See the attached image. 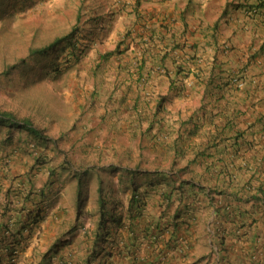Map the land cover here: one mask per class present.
Masks as SVG:
<instances>
[{
    "label": "crops",
    "instance_id": "1",
    "mask_svg": "<svg viewBox=\"0 0 264 264\" xmlns=\"http://www.w3.org/2000/svg\"><path fill=\"white\" fill-rule=\"evenodd\" d=\"M112 4L123 15L113 30L120 34L118 53L101 60V86L113 89L106 110L128 126L119 129L124 134L136 131L139 138L145 129L151 157L176 151L177 166L186 168L169 172L183 180L180 198L169 184L147 189L141 214L132 216L109 264H264V4ZM254 5L257 11L249 12ZM4 188L0 223L15 215L5 210ZM51 211L40 244L69 246L55 251L52 264H85L79 230H58ZM5 237L0 228L3 244ZM20 237L23 255L24 231Z\"/></svg>",
    "mask_w": 264,
    "mask_h": 264
},
{
    "label": "rangeland",
    "instance_id": "2",
    "mask_svg": "<svg viewBox=\"0 0 264 264\" xmlns=\"http://www.w3.org/2000/svg\"><path fill=\"white\" fill-rule=\"evenodd\" d=\"M112 2L113 0H0V69L3 60H12L16 56L25 55L29 44L42 45L56 36L66 35L75 25L79 28L74 38L79 53L74 59L69 55L71 60L66 61L65 56L68 54L69 47L59 46L47 59V64L42 62L44 56H38L28 60L26 64L19 65L9 75L0 76V107L14 111L18 117H30L33 121L46 125L45 127L48 126V132L55 137L59 131H69L67 140L60 142L59 154L71 156L72 160L82 162L81 157L92 160L100 157L104 165L118 162L119 165L130 166L128 163L131 159L136 161V158H141L142 168H154V164L158 162L146 154L147 144L144 138L137 143L139 147L136 144L137 139L130 144L135 146V150L128 159L120 152L121 147L130 143L128 139L130 136L119 132L118 129L121 127L127 129L128 126L122 125L120 120L115 119V115L111 113L112 110H106L105 100L103 101L109 89L105 85L101 87V55L108 52H112L113 55L118 52L117 43L120 34L118 36L113 34V30L123 15L118 14L119 9H113ZM123 34L126 33L123 31ZM52 58L53 61H51ZM53 66L59 70L62 69V73L55 80L54 76L52 77ZM75 83L81 86L77 96L74 91ZM93 86L99 91H96V96H89L87 91ZM102 114L105 115L103 121L100 116ZM109 123L115 126V133L113 128L109 129L111 127L108 126ZM86 125L93 129L83 133L82 130L87 127ZM82 133L83 137L79 139ZM14 155L11 167L7 170L14 175L17 173L22 175L26 171L28 162H24L25 158L22 159V154ZM145 157L149 163L144 160ZM169 157L168 155L160 156L158 161L169 168ZM3 165L5 162H0V166ZM36 171L37 175H34L32 182L38 186L44 182L47 174L40 166L36 167ZM101 171L108 180L106 184L107 196L110 197L108 206L119 205L121 200L125 204L129 191L122 190L123 186L116 181L118 171L116 173H111L109 169ZM162 176L163 174H159L158 178ZM92 200L94 201L93 198ZM88 206L89 199L86 200V206L81 209L83 212L80 223L73 224L71 228L80 232V235L78 232L76 236L81 249L86 247V244H89L91 251L93 245L97 249L101 247L99 255L94 253V256H91L89 260L91 264H109L113 261L112 255L117 249L119 239H115L116 234L114 239L111 234L105 238L103 236L96 243L93 242L95 244L87 239L84 229L92 226L89 229L93 232L98 219L95 211L90 216ZM117 208L122 209V206L119 205ZM89 216L93 219L91 220ZM42 222L31 230L24 240L25 253L19 255V249L18 252L15 251L14 254L17 255L12 258L14 264H33L45 251L64 249L65 245L58 247L57 243L50 240L47 245L40 244L39 238L46 239L41 234V231L45 229L40 227L43 226ZM106 225L109 230H116L115 224ZM118 229L123 230L122 233L125 231L122 227ZM34 246L37 247L35 254ZM67 249L69 246L64 251ZM33 254L34 258L28 260L27 257L30 258ZM67 259H72V256L67 255Z\"/></svg>",
    "mask_w": 264,
    "mask_h": 264
},
{
    "label": "trees",
    "instance_id": "3",
    "mask_svg": "<svg viewBox=\"0 0 264 264\" xmlns=\"http://www.w3.org/2000/svg\"><path fill=\"white\" fill-rule=\"evenodd\" d=\"M259 3L264 4L262 0H259ZM255 6L256 5H254V8H250L256 12V7L258 5ZM75 28L76 25L73 26L66 35L56 36L42 45L29 44L25 55L16 56L12 60H3L0 76L9 75L19 65L26 64L28 60L38 56H44V61L42 62L47 64V59L59 46L69 47L68 54L65 56L66 61L69 62L71 60L70 56L74 59L79 53L77 52L78 48L74 41L76 33L79 32V28ZM119 44L120 42L117 43V45ZM111 53L112 52L102 54L101 60L113 57L115 53L113 55ZM117 53L118 52H116V54ZM54 59H56V57ZM51 61H53V58ZM52 70V77L54 76L53 78L55 80V78L62 73V69L59 70V68L53 66ZM238 82H241L240 78L234 81L236 85ZM74 87L75 95L77 96L79 95L78 90H81V86L75 83ZM96 88L97 87L93 86V88L87 91L89 96L97 95L96 91H99V89L96 90ZM109 92L110 94H105L103 98V100L107 99L108 104H110L109 99H112L113 89ZM100 116L101 121L105 120L104 114ZM109 125L111 126V123H109L108 126ZM45 126L33 121L30 117H18L14 111L0 107V162H5V165L0 166V190H3L5 187L4 194L6 193L7 197H9V200L6 202L5 210L10 209L15 212L14 218L9 214L7 217L8 221H6V223H0V228L6 235L5 243L3 244L0 242V264L5 259V255L7 259L6 264L13 263V254L20 246V235L24 231L25 235L28 236V233L39 225L46 216V213H49L50 210H52L50 219L51 224L58 219L61 225L58 227V230L62 227V229H66V231H72L74 228L72 229L71 226L75 223H80V217L83 212L81 209L86 206V200L89 199L88 213H90L91 216L94 214V211L97 212L98 219L96 220L95 230L92 232V229H89L92 228V226L86 228L84 229V235H86L90 242L96 243L98 239H101L103 236L105 238L109 234L113 236V239L116 234L117 238L115 239L120 240L123 234V230L119 231L118 229L120 227L124 228L128 233L130 232V224L132 223L131 218L132 216L134 217L137 214H141V208L148 200L146 193L147 189H150V187H162V184H169L173 193H175L174 199L181 197L179 190L181 185L184 184L183 180L175 178L174 176L170 177L171 174H169L170 171H184L186 168V166L180 168L177 166L176 151L172 154H170L168 150L165 152L158 151V155L151 157L155 159L154 161L157 160L158 162L154 164V168H149L147 166V168H142L141 158H136V161H132L131 159V162L128 163L130 166L124 164L119 165L118 162H111L108 165H104L100 157L96 158V160L81 157L82 162H79L80 160H72L71 156L68 157L59 154V147H61L60 142L67 140L69 131H59L57 137H55V135L53 136V134L48 132V126ZM112 128L115 133V126L109 127V129ZM83 129L82 132L86 133L93 128L87 126ZM85 129L87 130L85 131ZM142 131L139 138L136 137V131H133L132 136L129 135L130 137L128 138L130 143L127 146H123V148L121 147L122 150L120 152L125 158L128 159L135 150V146L130 144H133L135 139H137V144L140 142V139L143 138ZM83 133L80 135L79 139L83 137ZM84 142L87 144L86 140ZM137 147H139V144H137ZM41 148L43 149L42 151ZM146 148V154L151 156L148 146H146ZM15 153L22 154V159L25 158L24 162H28L26 171L22 175L18 173L14 175L7 170L8 167H11V161ZM164 155L170 156V160L168 161V167L170 169L163 166L164 164L158 161L160 160L158 158ZM144 160H147V158L145 157ZM147 163H149L148 160ZM37 166L45 170L47 177L43 183L35 186L36 184L34 185L32 181L34 175H37ZM103 169H109L111 173H116L118 171L119 174L116 176V181L119 182L120 186H123L122 190L128 189L129 191L126 208L122 200L119 204L122 206V209L117 208L119 206L117 204L115 206H108L110 203V197L107 196L108 192H106L108 180L101 171ZM159 174H163V176L158 178ZM26 183L28 184L25 185ZM168 198H170V196ZM4 214L5 211L3 212V215ZM90 216L89 218L92 220L93 218ZM127 220L130 221L126 223ZM106 224H115L116 230H109ZM119 240L117 241L119 242ZM3 247L4 254L2 255L3 251L1 248ZM93 247L94 245L92 246V251L89 250V247H85L87 253L82 254L85 264H91L89 260L94 256V253L95 255L101 253V247L98 249ZM34 249L35 254L37 247L34 246ZM55 251L56 250L53 252H43L33 264H52V257L54 253H56ZM98 251L99 254H97ZM34 254L32 255L33 258Z\"/></svg>",
    "mask_w": 264,
    "mask_h": 264
},
{
    "label": "clouds",
    "instance_id": "4",
    "mask_svg": "<svg viewBox=\"0 0 264 264\" xmlns=\"http://www.w3.org/2000/svg\"><path fill=\"white\" fill-rule=\"evenodd\" d=\"M250 7H251V6H248V11H249V12H252L253 10H252ZM241 83L243 84L242 81H241ZM242 84H241V85H238V84H237V86H238V87H239V86H242Z\"/></svg>",
    "mask_w": 264,
    "mask_h": 264
},
{
    "label": "built area",
    "instance_id": "5",
    "mask_svg": "<svg viewBox=\"0 0 264 264\" xmlns=\"http://www.w3.org/2000/svg\"><path fill=\"white\" fill-rule=\"evenodd\" d=\"M237 84H238V85H241L242 83H241V82H238Z\"/></svg>",
    "mask_w": 264,
    "mask_h": 264
}]
</instances>
